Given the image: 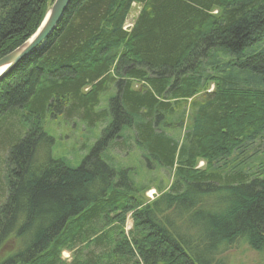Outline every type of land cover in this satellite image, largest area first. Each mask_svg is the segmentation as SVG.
<instances>
[{
    "label": "trees",
    "instance_id": "trees-1",
    "mask_svg": "<svg viewBox=\"0 0 264 264\" xmlns=\"http://www.w3.org/2000/svg\"><path fill=\"white\" fill-rule=\"evenodd\" d=\"M52 1L0 0V58ZM56 116L102 130L77 167L38 159ZM4 125L0 264H227L237 244L264 251V153L234 158L264 136V0H71L0 79ZM131 142L172 172L168 186L114 167Z\"/></svg>",
    "mask_w": 264,
    "mask_h": 264
},
{
    "label": "rangeland",
    "instance_id": "rangeland-1",
    "mask_svg": "<svg viewBox=\"0 0 264 264\" xmlns=\"http://www.w3.org/2000/svg\"><path fill=\"white\" fill-rule=\"evenodd\" d=\"M138 11L139 6L133 4L125 22V28H129L132 25L133 20L138 14ZM134 87L138 88L137 82H134ZM66 124L67 123L65 119L61 116H56L55 118L47 117V121L43 126V130L46 136L49 137V139H42L39 144L40 146L37 154L39 160L64 159L70 166L77 167L81 163L83 157L89 153L90 149L102 134V130L100 129L97 133L90 131L84 133L83 129H74L75 126L71 125L70 122L69 124ZM0 131H2L3 133H1V137L9 140L11 139V133L8 130L7 126L4 125ZM106 152L108 153L109 150H107ZM139 152L140 151L138 147H135L133 145V142H131L129 153L126 156H124V153H120L121 156H117V159H115L116 161H118V164L115 163L114 167H117V169L118 167L128 168V172L126 171L127 173L125 177L132 180L135 177H138V170L144 171L143 173H141V176L144 173H154L155 176L159 179L162 178L167 181L166 184H163V181L160 182L163 185L168 186L171 182L172 172H169L165 169H159V173H157V171H155L156 167L153 163H151L148 168L146 162L141 157L142 155ZM262 153H264V136H261L254 142L246 145L245 148L242 149V152L238 153L236 156H234V158H236L235 161L248 162V160L252 158L253 155L260 157V154ZM111 157L113 158L114 156ZM260 159H262V157ZM203 163L204 162L200 160L197 163V168H203ZM135 181V183L138 184V180ZM156 184L157 182L150 184V188L144 194L146 200H153L157 196H159L160 191H158V185ZM130 228L131 219L128 214L124 226L125 232L128 233ZM72 256L73 255L71 251L64 250L61 253V259L67 263L72 260ZM225 262L227 264H264V251L258 252L249 248L245 244H237L225 252Z\"/></svg>",
    "mask_w": 264,
    "mask_h": 264
},
{
    "label": "water",
    "instance_id": "water-1",
    "mask_svg": "<svg viewBox=\"0 0 264 264\" xmlns=\"http://www.w3.org/2000/svg\"><path fill=\"white\" fill-rule=\"evenodd\" d=\"M71 0H53L36 30L18 47L0 58V79L15 68L24 57L42 46L56 29Z\"/></svg>",
    "mask_w": 264,
    "mask_h": 264
},
{
    "label": "bare ground",
    "instance_id": "bare-ground-1",
    "mask_svg": "<svg viewBox=\"0 0 264 264\" xmlns=\"http://www.w3.org/2000/svg\"><path fill=\"white\" fill-rule=\"evenodd\" d=\"M64 14V13H63ZM105 84V83H104ZM109 90V89H108ZM107 91V90H106ZM98 93V92H97ZM110 116V115H109Z\"/></svg>",
    "mask_w": 264,
    "mask_h": 264
}]
</instances>
